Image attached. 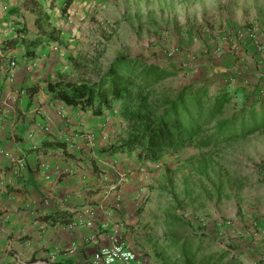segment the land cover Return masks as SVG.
<instances>
[{
  "label": "rangeland",
  "instance_id": "374dc122",
  "mask_svg": "<svg viewBox=\"0 0 264 264\" xmlns=\"http://www.w3.org/2000/svg\"><path fill=\"white\" fill-rule=\"evenodd\" d=\"M51 15L66 55L61 77L95 78L129 54L172 70L149 91L153 99L185 85L226 86L230 114L258 91L264 98V0H75L67 15L60 7ZM124 107L117 101L106 116L116 143L132 134ZM147 168L158 225L199 235L198 259L211 253L224 256L218 264H242L245 250L264 247V131L231 144L192 145Z\"/></svg>",
  "mask_w": 264,
  "mask_h": 264
},
{
  "label": "crops",
  "instance_id": "0c3cea01",
  "mask_svg": "<svg viewBox=\"0 0 264 264\" xmlns=\"http://www.w3.org/2000/svg\"><path fill=\"white\" fill-rule=\"evenodd\" d=\"M41 2L50 16L61 6ZM38 10L24 0H0V147L16 158L0 156V264H89L116 234L137 262L163 264V256L171 264L187 235L158 225L152 214L147 165L157 162L102 151L116 143L108 113L68 106L48 90L67 67L60 41L41 45L35 56L25 44L2 49L23 26L36 35ZM55 140L66 141V151L44 148ZM255 247L245 250L242 264H264V247Z\"/></svg>",
  "mask_w": 264,
  "mask_h": 264
},
{
  "label": "trees",
  "instance_id": "16d2710c",
  "mask_svg": "<svg viewBox=\"0 0 264 264\" xmlns=\"http://www.w3.org/2000/svg\"><path fill=\"white\" fill-rule=\"evenodd\" d=\"M56 1L51 0L50 6L54 7ZM74 2L62 0L61 12L66 14ZM24 5L40 8L36 17L38 31L31 37L27 35L28 28L23 26L15 37L4 42L2 49L8 51L18 44H25L26 54L35 56L41 45L60 41L61 28L50 21L51 16L43 11L41 0H24ZM171 75L172 70L160 63L150 62L142 56L120 54L95 78L71 80L61 77L49 80L47 87L55 98L66 105L90 111L95 116H103L113 109L117 101L125 100L123 115L131 124L132 134L104 147L102 151L112 154L133 152L139 160L158 162L165 155L179 154L192 145L205 148L231 144L264 131V98L261 91L252 99L247 96L246 99L252 101H246L230 114L226 111L233 94L226 86L211 92L207 83L185 85L173 96L150 98L151 88ZM136 90L138 94H134ZM134 99L139 102L136 106L133 105ZM43 146L66 151L67 142L55 140ZM194 237L186 236L171 264L178 261L180 264H218L224 258L209 254L198 259L201 248L195 247ZM179 241L180 238H174V242ZM160 258L163 264L169 263L167 257Z\"/></svg>",
  "mask_w": 264,
  "mask_h": 264
},
{
  "label": "built area",
  "instance_id": "2783aa9c",
  "mask_svg": "<svg viewBox=\"0 0 264 264\" xmlns=\"http://www.w3.org/2000/svg\"><path fill=\"white\" fill-rule=\"evenodd\" d=\"M12 65H14V62ZM2 155L8 156L13 161L16 160V158L13 157L10 152L0 147V156ZM19 166L22 167L24 166V164L20 163ZM125 178V173L120 174L119 179L121 181H123ZM116 261H120L122 264H153L148 260L137 262L136 253L132 249L127 247L122 240H120L118 234H116L113 238V245L110 247L102 248L95 252L89 264H113Z\"/></svg>",
  "mask_w": 264,
  "mask_h": 264
}]
</instances>
